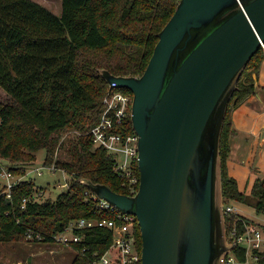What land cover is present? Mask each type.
I'll use <instances>...</instances> for the list:
<instances>
[{
    "label": "trees",
    "instance_id": "trees-1",
    "mask_svg": "<svg viewBox=\"0 0 264 264\" xmlns=\"http://www.w3.org/2000/svg\"><path fill=\"white\" fill-rule=\"evenodd\" d=\"M178 2L62 0V13L58 15L36 0H0V86L9 96L0 99V157L31 162L36 159V151L45 149V165L53 164L71 175L69 187L56 198L33 199L36 185L27 179L17 182L10 196L0 193L1 242L28 241L27 233L32 232V240L53 243L57 242L55 235L74 220L117 217L91 198L90 189L81 181L90 178L128 193L112 155L106 148L95 146L92 135L85 133L99 122L103 98L111 87L101 71L141 75L159 32ZM263 60L262 46L230 100L220 146L225 202L252 205L259 214H264V177L257 178L249 192L241 190L229 172L228 157L234 132L233 109L256 90ZM125 124L128 132L134 131L131 114ZM70 125L84 133L69 140L68 159L56 157L63 146L61 132ZM9 169L13 174L18 172L15 166ZM135 170L140 175L138 161ZM25 198L28 200L23 206ZM245 223L253 220L242 214L227 216L228 234L236 224L242 232ZM136 230L142 249L138 222ZM77 231L84 234V239L73 246L77 254L72 264H96L112 245V230L94 227ZM84 247L89 250L82 251ZM234 253L241 261L247 258L246 248L241 245Z\"/></svg>",
    "mask_w": 264,
    "mask_h": 264
},
{
    "label": "water",
    "instance_id": "water-1",
    "mask_svg": "<svg viewBox=\"0 0 264 264\" xmlns=\"http://www.w3.org/2000/svg\"><path fill=\"white\" fill-rule=\"evenodd\" d=\"M264 46V0H179L138 76L101 72L133 93L135 194L90 178L98 198L137 217L142 264H224L237 247L224 214L221 135L230 100Z\"/></svg>",
    "mask_w": 264,
    "mask_h": 264
},
{
    "label": "built area",
    "instance_id": "built-area-1",
    "mask_svg": "<svg viewBox=\"0 0 264 264\" xmlns=\"http://www.w3.org/2000/svg\"><path fill=\"white\" fill-rule=\"evenodd\" d=\"M112 89H117L111 91ZM108 96L104 99V110L99 122L91 128L94 145L104 147L112 155L114 168L123 178V184L129 194H135L140 185V175L135 170V162L138 161L139 139L140 135L134 130H126V118L131 114L133 96L126 89L111 88ZM2 163V162H0ZM0 173V193L6 192L11 195L12 187L18 182L13 181L14 174L10 169L3 165ZM38 174H42V168L37 169ZM36 188L33 199H40L41 192ZM91 198L99 200L101 207L116 213V218H80L72 221L63 231H60L55 238L58 242L71 244L74 246L83 241L84 234L77 230L89 229L94 227H107L112 230L113 242L110 248L102 254L96 264H142V249L138 246L136 222L137 217L134 214L122 212L112 206L104 199L91 190ZM28 198L24 199V205ZM225 216L241 214L235 202L224 203ZM28 238H33V233H27ZM228 240H236L239 245L246 248V260L241 264H264V254L257 252L264 251V232L261 226L253 223H245V229L239 232L237 224L234 225L231 234H228ZM236 247V248H237ZM89 247H84L82 251L87 252ZM235 250V249H234ZM234 250L226 254L224 264H237L238 259Z\"/></svg>",
    "mask_w": 264,
    "mask_h": 264
},
{
    "label": "rangeland",
    "instance_id": "rangeland-1",
    "mask_svg": "<svg viewBox=\"0 0 264 264\" xmlns=\"http://www.w3.org/2000/svg\"><path fill=\"white\" fill-rule=\"evenodd\" d=\"M49 7L54 13L61 15L62 0H36ZM111 90V87L109 88ZM107 90L104 99L108 96ZM117 89H112L114 91ZM133 96V94H131ZM9 96L6 91L0 86V99L6 100ZM104 103V102H103ZM105 105V104H104ZM90 130L85 133L90 134ZM83 132L68 126L61 132V140L63 146L56 153V157L68 159V142L74 139ZM84 133V132H83ZM36 159L31 162H11L8 159L0 157L3 166L9 169L10 166H15L18 172L14 174L12 180H31L35 182L38 192H41L40 199L47 197L56 198L59 193L69 187L71 175L62 169H58L55 165H45L46 150L40 149L35 152ZM38 168H42V174H38ZM25 171V172H24ZM0 183H3L0 180ZM231 203L234 201H230ZM239 210L246 214L248 218L253 220V224L261 226L264 232V214L257 213L254 206L235 202ZM28 237V236H27ZM264 246L262 245V249ZM76 250L71 244L61 242L47 243L42 241H34L30 238L28 241H0V264H72L76 257ZM241 264L239 258H237ZM245 264V262H244Z\"/></svg>",
    "mask_w": 264,
    "mask_h": 264
},
{
    "label": "crops",
    "instance_id": "crops-1",
    "mask_svg": "<svg viewBox=\"0 0 264 264\" xmlns=\"http://www.w3.org/2000/svg\"><path fill=\"white\" fill-rule=\"evenodd\" d=\"M232 119L228 169L241 190L249 192L254 181L264 177V60L256 90L233 109Z\"/></svg>",
    "mask_w": 264,
    "mask_h": 264
}]
</instances>
